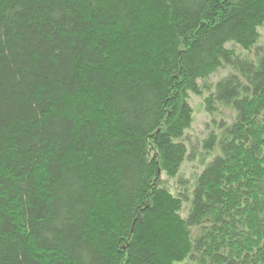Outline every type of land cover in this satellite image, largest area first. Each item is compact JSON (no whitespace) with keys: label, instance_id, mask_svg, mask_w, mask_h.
I'll use <instances>...</instances> for the list:
<instances>
[{"label":"trees","instance_id":"trees-1","mask_svg":"<svg viewBox=\"0 0 264 264\" xmlns=\"http://www.w3.org/2000/svg\"><path fill=\"white\" fill-rule=\"evenodd\" d=\"M263 26L264 0H0V264H264ZM191 94L233 111L201 145Z\"/></svg>","mask_w":264,"mask_h":264},{"label":"rangeland","instance_id":"rangeland-1","mask_svg":"<svg viewBox=\"0 0 264 264\" xmlns=\"http://www.w3.org/2000/svg\"><path fill=\"white\" fill-rule=\"evenodd\" d=\"M260 33H261V37H260L259 45L264 46V26L262 28H260ZM228 46L236 48L237 51L242 55L248 54L247 51H244L239 46H237L233 43L232 44L230 43ZM249 54L251 56H254L253 52H249ZM229 72H231L230 67H225V68L219 69L217 71V73H215L208 80V83L209 84L216 83L221 77L227 75ZM204 97L205 96H200V95H196V94H191V96H190V102L194 107L195 114H194L193 125L190 128V130L188 131L187 136H188L189 141H191L194 145H201L202 141L205 138H207L209 133L212 132L213 130H215L214 124H212L213 123L212 121H213L215 115H210L207 112L206 107H205V103H204ZM220 111H221V113L217 114L215 116L219 120L223 119V118L228 120L233 115V111L230 108L222 107L220 109ZM200 147H198L196 149V152L198 154L201 150ZM202 170H203V165H201V161H200L199 157L197 155H195V158L193 161H188L183 166L182 176L184 177V179L193 183L195 176L198 173H200ZM165 179H167L168 183L171 186L175 185V183H176V179H174V178L171 179V178L165 176ZM188 207H189V205H186L185 210H184V215L187 214Z\"/></svg>","mask_w":264,"mask_h":264}]
</instances>
